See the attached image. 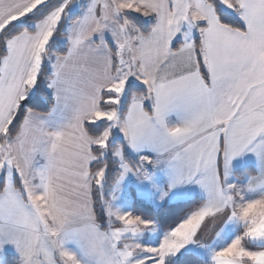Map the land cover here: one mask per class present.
<instances>
[{
  "label": "snow or ice",
  "instance_id": "1",
  "mask_svg": "<svg viewBox=\"0 0 264 264\" xmlns=\"http://www.w3.org/2000/svg\"><path fill=\"white\" fill-rule=\"evenodd\" d=\"M0 264H264V0H0Z\"/></svg>",
  "mask_w": 264,
  "mask_h": 264
}]
</instances>
